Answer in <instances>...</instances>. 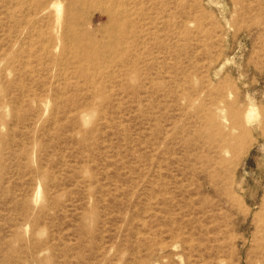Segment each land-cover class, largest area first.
Masks as SVG:
<instances>
[{
  "label": "rangeland",
  "instance_id": "rangeland-1",
  "mask_svg": "<svg viewBox=\"0 0 264 264\" xmlns=\"http://www.w3.org/2000/svg\"><path fill=\"white\" fill-rule=\"evenodd\" d=\"M0 264H264V0H0Z\"/></svg>",
  "mask_w": 264,
  "mask_h": 264
},
{
  "label": "bare ground",
  "instance_id": "bare-ground-1",
  "mask_svg": "<svg viewBox=\"0 0 264 264\" xmlns=\"http://www.w3.org/2000/svg\"><path fill=\"white\" fill-rule=\"evenodd\" d=\"M80 1H82V0H80ZM114 9H115V7H114ZM70 23H71V22H70ZM117 23H118V22H117ZM33 28H34V27H33ZM70 28H71V27H70ZM102 29H103V28H102ZM72 31H73V30H72ZM78 32H79V31H78ZM78 32H77V33H78ZM72 33H73V32H72ZM75 34H76V33H75ZM86 42H87V41H86Z\"/></svg>",
  "mask_w": 264,
  "mask_h": 264
}]
</instances>
